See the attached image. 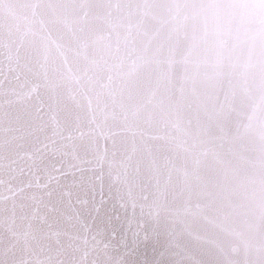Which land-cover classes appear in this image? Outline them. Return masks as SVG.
Segmentation results:
<instances>
[{
  "label": "snow or ice",
  "instance_id": "1",
  "mask_svg": "<svg viewBox=\"0 0 264 264\" xmlns=\"http://www.w3.org/2000/svg\"><path fill=\"white\" fill-rule=\"evenodd\" d=\"M30 7L35 19L25 34L37 44L35 57L21 55L23 37L0 43V151L12 149L0 163V202H11L0 216V264H128L159 241L162 216L163 254L175 264H264V0ZM56 25L68 43L52 38ZM77 60L83 69L74 70ZM61 90L84 155L74 150L73 163L42 178L20 161L35 164L41 149L53 151L48 137L73 139L59 118ZM165 100L174 117L157 122ZM186 109L197 124L191 143ZM41 134L45 142L29 150L26 141ZM122 134L130 142L119 147ZM105 164L110 175L119 165L112 183L127 198L119 188L114 200L104 195ZM145 173L138 203L132 181ZM68 176L56 200L53 185Z\"/></svg>",
  "mask_w": 264,
  "mask_h": 264
},
{
  "label": "water",
  "instance_id": "2",
  "mask_svg": "<svg viewBox=\"0 0 264 264\" xmlns=\"http://www.w3.org/2000/svg\"><path fill=\"white\" fill-rule=\"evenodd\" d=\"M33 0H0V43H11L15 41L16 43H19L21 37L24 39V47L21 48L20 53L22 56H32L35 57L36 54V47L37 44L34 42L33 37L31 34H25L29 27L33 26V20L35 19L32 14V9L30 7ZM35 27H38V24L35 25ZM52 32V38L53 39H60L63 37V42L68 43L70 41V36H68L65 33V30L62 26L56 25L52 26L50 28ZM138 47L142 46L140 41L137 42ZM0 53H3L6 55V52L4 49L0 48ZM55 56V53H53V57ZM76 67H79L83 69L84 62L82 60H77L74 63V70ZM162 94L163 90H162ZM61 99H62V111L59 114V118L65 125V133L69 130L73 131V139L72 140H66L61 139V137L57 136L56 143L51 144L50 140L51 138L48 137L47 141L49 142L50 147L53 149V151H49L47 148L41 149L39 153H37V159L35 164H32L31 161H27L26 159L24 161H20V163L24 164L27 168L29 165H31V170L35 171L38 175H40L42 178L45 177L47 172H51L54 169L55 165H62L63 168H67V166L70 163H73L72 160V153L75 150L78 152L81 157L84 155V145L81 139L76 137V133L74 130V110L73 106L67 102L66 100H63V90H61ZM167 113L169 116L174 117V113L170 111L167 101L165 100L164 104L160 105L156 109L155 113V119L157 122L159 121L160 117ZM185 122L188 119H192L193 123L191 126V135L187 137L189 140V143H191L193 140L196 139V119L194 114L189 111L185 110L183 113ZM47 119V117H45ZM201 119H205L203 116H201ZM86 127V125H84ZM49 132H51V128L48 129ZM212 135L217 134V129L213 125L211 130ZM117 141V145L119 147L124 146L125 144L130 142V139L127 135L122 134L117 137H115ZM46 140V135L41 134L40 135V141L35 142V138H29L26 143L29 150H33V145L36 143V146H39V144L44 143ZM101 147H103V142H101ZM216 147H219L218 142L216 143ZM111 151L112 146L109 145V156L111 157ZM63 153H67L65 156ZM12 155V149L5 148L3 151H0V163H5ZM120 155L117 153L116 157L114 158L117 162L120 160ZM208 166H212V162H208ZM119 168V165L117 164L116 167L112 169V174L109 173V168L107 164H105L104 168L102 169L104 173V195L106 197L109 196L110 191L111 195L113 197V200L115 199V196L117 194V189L119 188L121 193L125 195L127 198L126 189L123 188L122 185H114L112 183V175H114ZM100 169L93 173L84 172V173H78L76 178H79L80 175H83L85 181L88 180V178L98 176L100 174ZM146 173L145 177L140 178L139 180L132 181L134 183L133 187V198L137 200L138 203L142 202L140 200V197L144 191L143 185L146 183ZM73 179L72 176H68L63 178L60 181V186L53 185V188L55 189L54 198L56 200L60 199V194L62 193V190L64 187H67L70 183V181ZM98 187V185H97ZM150 190V188H149ZM11 202H0V216L8 215V209L10 208ZM61 207L63 208L64 205L61 204ZM70 211V209H65ZM137 213H139V208H137ZM128 214H131V208L128 209ZM18 227L21 229L23 228V224L20 223V221H17ZM167 226L166 219L162 216L159 232H160V238L159 241L151 248L145 249L143 246H141L139 249H137L132 255L128 256L126 259L128 261V264H175L174 257L163 254L165 253V228ZM37 254H39V249H37ZM163 254V255H162Z\"/></svg>",
  "mask_w": 264,
  "mask_h": 264
}]
</instances>
